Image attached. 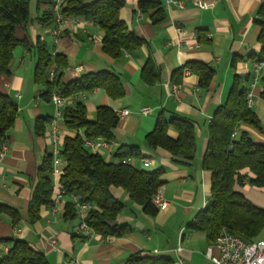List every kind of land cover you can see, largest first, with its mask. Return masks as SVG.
Instances as JSON below:
<instances>
[{"label":"crops","instance_id":"1","mask_svg":"<svg viewBox=\"0 0 264 264\" xmlns=\"http://www.w3.org/2000/svg\"><path fill=\"white\" fill-rule=\"evenodd\" d=\"M207 8L200 9L184 0L164 6V19L153 22L149 13L137 9L138 0H123L119 17L144 43L133 52L122 51L113 58L103 52L102 30L94 22L75 17L58 37H53L49 23L41 18L51 12L49 3L29 0V20L15 27L19 43L13 49L9 72L0 74V91L8 94L17 107V114L5 142L7 150L0 155V204L16 213L13 218L0 213V257L11 246L3 239L19 238L43 253L49 264H124L137 251L165 256L170 264H214L206 251L213 239L203 230L190 229L188 224L209 199L210 172L202 168V156L208 140V124L214 110L221 105L235 78L250 93V108L258 127L242 128L255 142L264 143V75L250 85L251 61L260 55L258 9L264 0H204ZM183 28L178 35L177 28ZM43 42L49 52L65 57L62 82L68 83L81 75L108 70L118 75L123 88L120 98L110 97L102 88L79 92L65 99L64 106L83 104L88 118L93 119L99 105L114 112L125 109L113 129L114 138L105 146L95 139L98 153L105 161H116L114 152L121 145L137 146L142 157L131 159L138 169L152 171L161 168L159 187L167 201L154 215L146 214L121 188L114 195L124 207L117 217L129 231L122 236H102L77 233L78 219L65 214L63 198L54 212L49 205H40L34 215L29 211L32 193L38 183V169L50 151L47 132L55 116V106L43 94L44 87L33 78L36 63L35 44ZM26 46H25V45ZM150 60L156 74L143 75L142 67ZM201 62L212 67L213 76L207 87L198 85L193 69L179 70L190 63ZM177 85L176 99L170 84ZM149 112L141 114L140 109ZM182 117L193 125L195 148L193 157L185 159L146 143L157 117ZM56 119L58 134L70 133ZM167 135L177 133L169 124ZM142 158H145L144 160ZM255 206L264 208V187L248 183L235 184ZM15 229L19 231L14 232ZM264 237V229L257 238Z\"/></svg>","mask_w":264,"mask_h":264},{"label":"trees","instance_id":"2","mask_svg":"<svg viewBox=\"0 0 264 264\" xmlns=\"http://www.w3.org/2000/svg\"><path fill=\"white\" fill-rule=\"evenodd\" d=\"M49 3L50 0H38ZM123 0H63L62 12L96 23L102 30V50L116 58L122 51L133 52L144 41L129 29L119 17ZM137 9L149 13L155 23L164 19L162 0H138ZM29 20V0H0V74L9 72L13 49L19 43L14 35L15 27ZM41 20L49 23L52 13H45ZM256 22L259 26L258 41L260 56H264V3L258 9ZM25 45V44H24ZM26 46V45H25ZM36 63L34 81L44 87L43 94L50 97L56 91L69 97L94 88H102L112 98L123 95L122 83L117 74L101 70L81 75L68 83L62 82L66 60L63 54L49 52L40 41L35 44ZM254 59V58H253ZM54 65V76L48 79V70ZM193 69L198 76V85L207 87L214 70L201 62L180 67ZM143 75L156 74L154 64L147 60L142 67ZM264 79V78H262ZM264 96V90H262ZM246 88L237 78L234 79L225 101L213 112L208 124V140L202 156V168L210 172L209 199L206 205L188 224L190 229L203 230L213 239L222 227L243 240L257 239L264 229V208L255 206L240 192L235 184L248 183L264 187V143L255 142L242 128L243 125L258 127L255 113L246 102ZM17 107L12 98L0 91V144L13 125ZM63 126L70 132L61 139L60 156L64 161L57 182L63 188L65 214L74 217L75 210L70 199L78 197L80 202H90L93 208L86 215V222L102 236L119 237L129 231L126 223L117 221L124 204L117 198L114 188H121L131 201L141 206L142 211L154 215L158 208L151 201L152 195L162 185L161 168L152 171L138 169L131 163L123 164V158L142 157L137 146L121 145L116 148V161H105L99 153H93L83 145V138L89 140H113V129L118 117L106 105H99L95 116L90 119L80 102L62 109ZM171 124L177 136L167 135ZM77 130H81L79 134ZM146 143L151 148L160 147L173 155L191 159L195 148L192 123L182 117L165 119L159 115L153 129L146 134ZM51 154L48 152L38 169V183L32 193L29 211L34 215L37 208L49 205L54 192L50 178ZM9 214L15 223L16 213L8 206L0 204V213ZM11 241V246L0 257V264H49L42 252L34 249L19 238L3 239ZM124 264H170L165 256L137 251L130 254Z\"/></svg>","mask_w":264,"mask_h":264},{"label":"built area","instance_id":"3","mask_svg":"<svg viewBox=\"0 0 264 264\" xmlns=\"http://www.w3.org/2000/svg\"><path fill=\"white\" fill-rule=\"evenodd\" d=\"M62 2L63 0H50V10L52 13V24L49 28V32L53 37H58L61 33V29L67 24L75 21V17L67 15L62 12ZM189 2L200 8H207V4L204 0H189ZM163 6H169L170 4H177L182 7L184 5V0H162ZM178 35L183 33V28H177ZM188 71V68H185ZM264 75V56L256 57L251 61V70L249 73L250 85H253L259 80V78ZM54 76V65L48 70V79L51 80ZM171 93L177 99V85L174 83L170 84ZM75 95V94H73ZM72 96V95H71ZM246 102L248 105L251 103L250 93L246 91ZM50 98L55 106V116L51 121V127L47 132V137L50 143V154H51V171L50 178L53 184L54 192L52 196V202L50 204L51 211L54 212L57 205L61 202L64 196L63 188L59 185L56 178L59 174L62 165L64 164L63 159L60 156L61 149V137L58 134V128L56 125V119H62V109L64 107L65 99L58 94L56 91H52ZM149 112L148 107H142L140 109L141 114H146ZM117 117H122L128 113L127 110H116L114 112ZM79 134H82L81 130H77ZM107 142L102 140L100 145L105 146ZM83 145L88 148L93 153H98V146L96 140H89L83 138ZM7 150V144L5 140L0 144V155L4 154ZM143 160L145 158H142ZM123 164L131 163L130 158H123L120 160ZM70 199L73 203L75 210V217L78 219L76 226V231L78 234L83 236H92L96 233L95 230L90 228L86 222L87 213L93 208L90 202H80L78 197L71 195ZM151 201L157 208H164L167 205V201L162 197L160 188L152 195ZM19 230L15 229L14 232L17 233ZM212 246L215 248L216 253L212 252V248H208L206 251V256L214 264H264V237L257 238L253 240H243L238 235L229 232L226 228L222 227L218 230L213 240ZM73 264V262H69Z\"/></svg>","mask_w":264,"mask_h":264},{"label":"rangeland","instance_id":"4","mask_svg":"<svg viewBox=\"0 0 264 264\" xmlns=\"http://www.w3.org/2000/svg\"><path fill=\"white\" fill-rule=\"evenodd\" d=\"M34 2H35V0H30V7L33 8Z\"/></svg>","mask_w":264,"mask_h":264}]
</instances>
